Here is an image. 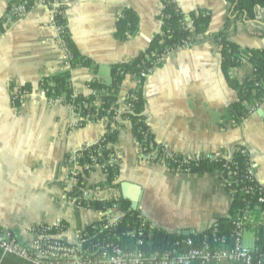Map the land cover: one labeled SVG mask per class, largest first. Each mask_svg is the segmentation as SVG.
Masks as SVG:
<instances>
[{
	"label": "crops",
	"instance_id": "crops-1",
	"mask_svg": "<svg viewBox=\"0 0 264 264\" xmlns=\"http://www.w3.org/2000/svg\"><path fill=\"white\" fill-rule=\"evenodd\" d=\"M11 1L0 0V230L9 231L27 246L33 239L31 228L57 225V238L76 245L84 227L99 221L103 214L79 206L68 193L65 160L82 147L95 144L107 121L77 127L69 106L47 101L38 90V82L69 71L76 92L88 93L86 83L93 79L108 84L109 66L130 61L159 33L162 3L69 0L65 17L70 37L78 51L93 62L94 70L69 69L47 6L36 1L24 16L12 19L7 12ZM175 1L185 14L206 12L209 27L195 44L165 55L161 65L146 77L143 96L149 129L167 152L184 157L229 159L237 148H243L255 166L256 182L264 190V101L236 125L229 113L236 92L221 72L214 43L225 24L229 0ZM124 8L135 12L139 29L128 40L119 41L114 38L115 23ZM230 39L242 49H264V9L258 10L253 21L237 22ZM229 73L241 83L253 70L244 58ZM25 84L33 92L19 98L20 105L15 106L11 95ZM135 85L136 79L127 76L119 100ZM112 150L118 165L115 186L108 187L101 168L93 166L87 186L99 185L91 188L94 200L121 199L150 226L181 235L201 233L228 216L230 192L218 173L196 177L143 158L128 122L119 129ZM106 215L112 222L122 216L117 210Z\"/></svg>",
	"mask_w": 264,
	"mask_h": 264
},
{
	"label": "trees",
	"instance_id": "trees-1",
	"mask_svg": "<svg viewBox=\"0 0 264 264\" xmlns=\"http://www.w3.org/2000/svg\"><path fill=\"white\" fill-rule=\"evenodd\" d=\"M36 1L12 0L7 7V12L12 6L20 4L30 10ZM43 1L44 5L54 12V24L61 28L60 37L68 57L69 69L83 67L95 70L93 62L78 51L70 37L65 17L69 0ZM54 3L57 4L56 8L52 6ZM161 3L159 33L151 39L145 51L130 61L110 65L108 84L93 79L86 83L88 93H79L72 87L70 73L66 71L40 79L37 85L38 90L47 101H62L69 106L76 120L75 125L79 128L90 122L107 121L106 130L101 138L93 145L82 147L77 154V162L82 167V171L77 174V182L73 190L84 187L90 169L93 166L101 165L102 172L106 170L104 172L107 173L106 184L111 188L115 186L118 165L110 163L111 156H113L112 148L118 139L119 129L124 122H128L143 158L154 163L163 162L170 171L176 173L191 174L196 177L218 173L225 189L230 192L231 205L228 216L218 219L210 228L201 233L183 236L150 226L138 213L130 212L128 205L121 199L83 201L78 205L103 214L99 221L84 227L81 233L79 244L86 253L94 252L102 247L133 250L136 247L137 239L142 241L143 245L139 249L147 257L153 252L169 251L176 242L186 239L193 240L194 244L204 241L212 247H222L228 250L233 247L235 221L243 217L264 221V205L257 203L255 188H251L252 185L244 179L250 160L248 155L241 154L243 148H237L229 159L215 156L183 158L181 155L167 152L162 145L156 142L149 129L143 96L146 77L151 74L154 68L161 65V60L165 55L179 48L195 44L202 39L207 33L210 22V17L206 12L195 11L185 14L181 12L175 0H161ZM229 3L225 24L214 37V43L220 55L221 72L229 88L236 92V101L230 105L229 113L237 125L249 117L250 107L260 105L264 101V49H242L231 41L230 32L237 22L255 20L258 10L264 9V0H229ZM138 29L137 15L133 10L124 8L115 23L114 38L126 41L135 35ZM244 58L251 65L253 74L250 78L238 83L230 76L229 71L236 69ZM141 74H145L146 77H142ZM127 76L134 77L136 85L120 101L119 90ZM32 92V87L25 84L19 90V94L11 95L13 104L19 106V97L30 95ZM99 92L104 94L98 98L96 93ZM96 186L99 187V185H91V188ZM68 193L73 194L72 192ZM114 208L122 216L112 222L110 215H106V213L113 212ZM41 228L43 233L57 234L55 228ZM138 232L141 234L140 236L137 235ZM253 248L258 254L264 253V227H260L257 231ZM1 256L0 264H29L13 256ZM257 260H253L251 264H257ZM191 264L199 263L196 261Z\"/></svg>",
	"mask_w": 264,
	"mask_h": 264
},
{
	"label": "built area",
	"instance_id": "built-area-1",
	"mask_svg": "<svg viewBox=\"0 0 264 264\" xmlns=\"http://www.w3.org/2000/svg\"><path fill=\"white\" fill-rule=\"evenodd\" d=\"M37 1L44 4L43 0ZM52 6L56 8L57 4L54 3ZM28 11L24 5L20 4L18 6H12L8 15L12 19L21 18ZM52 14H54L53 11ZM53 27L61 46H63L60 37L61 28L57 27L54 22ZM141 76L146 77L145 74H141ZM258 108V104L250 107L248 110L249 116L254 114ZM78 152L70 154L65 160V167L67 169L66 188L68 192L73 193L70 195L76 203L94 200V195H92L94 190L89 188L87 183L84 187L73 190L77 182V174L82 171V167L77 162ZM241 154L247 155V152L243 150ZM111 157L110 163L116 165L114 156ZM183 158L194 157L183 156ZM99 167L102 170V165ZM104 171L103 175L107 176V173ZM244 179L252 185L251 188H255L257 192V203L264 205V190L256 182L255 166L251 161L246 168ZM113 210L116 209L114 208ZM234 226L233 247L228 250L222 247H212L204 241L194 244L193 240L186 239L181 242H176L174 247L169 251L153 252L147 257L139 249L143 245L142 241L137 239L136 247L133 250L102 247L96 249L94 252L86 253L82 250L80 244H67L58 239L56 234L43 233L41 227H33L30 229L33 239L27 246L20 244L17 238L9 231L0 230V251L3 256H13L29 264H191L196 261L199 264H212L220 261L228 264L238 262L251 264L255 259H258L257 264H262L264 262V253L258 254L254 248L248 249L243 247L241 238L244 230H251L255 237L259 228L264 227V221L243 217L235 221ZM58 228L56 225L55 229ZM137 235L140 236L141 234L138 232Z\"/></svg>",
	"mask_w": 264,
	"mask_h": 264
},
{
	"label": "rangeland",
	"instance_id": "rangeland-1",
	"mask_svg": "<svg viewBox=\"0 0 264 264\" xmlns=\"http://www.w3.org/2000/svg\"><path fill=\"white\" fill-rule=\"evenodd\" d=\"M12 94H19V91L17 93L13 92ZM23 97L24 96H20L19 98H23ZM79 243H80V241H79ZM241 244L245 248H251L253 246V244H254V234H253V232L251 230H244L243 231L242 238H241Z\"/></svg>",
	"mask_w": 264,
	"mask_h": 264
},
{
	"label": "water",
	"instance_id": "water-1",
	"mask_svg": "<svg viewBox=\"0 0 264 264\" xmlns=\"http://www.w3.org/2000/svg\"><path fill=\"white\" fill-rule=\"evenodd\" d=\"M258 113H260V110L258 111ZM134 210V208L133 207H131L130 209H129V211L131 212V211H133ZM183 236H188L187 234H182Z\"/></svg>",
	"mask_w": 264,
	"mask_h": 264
}]
</instances>
